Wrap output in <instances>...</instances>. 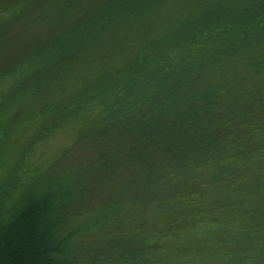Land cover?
Wrapping results in <instances>:
<instances>
[{
    "label": "trees",
    "instance_id": "obj_1",
    "mask_svg": "<svg viewBox=\"0 0 264 264\" xmlns=\"http://www.w3.org/2000/svg\"><path fill=\"white\" fill-rule=\"evenodd\" d=\"M4 162L0 264H264V0H0Z\"/></svg>",
    "mask_w": 264,
    "mask_h": 264
},
{
    "label": "rangeland",
    "instance_id": "obj_2",
    "mask_svg": "<svg viewBox=\"0 0 264 264\" xmlns=\"http://www.w3.org/2000/svg\"><path fill=\"white\" fill-rule=\"evenodd\" d=\"M28 136H25L23 133H20L18 134L15 140L11 141L10 143L11 147H10V153H9L11 157V161L9 165L13 162V159L16 158L17 155L19 154L17 153V151L24 144ZM68 139H69V135H67V133L60 132L59 134H56L55 137H52L50 141L47 142V145H49V151H54L57 147H63V146L65 147L66 143H68ZM3 157L5 158V154L3 155ZM0 166L1 168L5 167V162L4 164ZM4 172L5 170L3 168L2 171L0 172V176L3 175Z\"/></svg>",
    "mask_w": 264,
    "mask_h": 264
}]
</instances>
